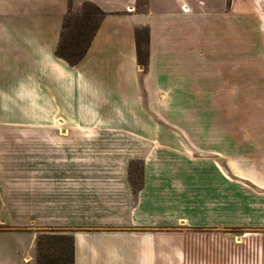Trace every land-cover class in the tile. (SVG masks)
Masks as SVG:
<instances>
[{
    "label": "crops",
    "instance_id": "1",
    "mask_svg": "<svg viewBox=\"0 0 264 264\" xmlns=\"http://www.w3.org/2000/svg\"><path fill=\"white\" fill-rule=\"evenodd\" d=\"M86 1L106 14L72 66L57 54L69 0H0V264H36L51 227L74 236L75 264H262L264 229L228 227L264 226V194L205 154L224 134L202 116L195 0Z\"/></svg>",
    "mask_w": 264,
    "mask_h": 264
},
{
    "label": "rangeland",
    "instance_id": "2",
    "mask_svg": "<svg viewBox=\"0 0 264 264\" xmlns=\"http://www.w3.org/2000/svg\"><path fill=\"white\" fill-rule=\"evenodd\" d=\"M89 2L77 7L75 0H69L71 13L64 30L67 41L76 35L78 17L85 10L96 12L92 5L85 9ZM194 3L191 15L185 19L195 17L201 22L202 116L218 118V132L223 130L224 134L218 141L219 148L205 154L216 157L218 164L230 165L242 187L264 194V0H195ZM132 9L170 13L180 9V2L137 0ZM99 18L96 13L88 21L90 30ZM131 165L132 180L138 185L141 163L133 161ZM228 229L237 241L242 231L261 230L264 226L234 225ZM46 233L71 234L68 229L51 227L41 230L38 238ZM258 246L264 250V237ZM261 262L264 264V258Z\"/></svg>",
    "mask_w": 264,
    "mask_h": 264
},
{
    "label": "trees",
    "instance_id": "3",
    "mask_svg": "<svg viewBox=\"0 0 264 264\" xmlns=\"http://www.w3.org/2000/svg\"><path fill=\"white\" fill-rule=\"evenodd\" d=\"M90 5L94 6L96 12L85 10L82 16L78 17V22L75 26L76 35H74L70 41L64 39V30L71 13L70 10L64 20L57 54L72 66L79 64L86 56L100 22L106 14L98 5L91 2L85 4V9ZM96 13L100 15L99 22L90 30L91 27L88 21H90ZM137 40L139 64L146 70L148 68L149 60L148 27L137 31ZM134 185L135 187H139L140 183ZM36 250V264H75V239L71 234H42L37 239Z\"/></svg>",
    "mask_w": 264,
    "mask_h": 264
},
{
    "label": "built area",
    "instance_id": "4",
    "mask_svg": "<svg viewBox=\"0 0 264 264\" xmlns=\"http://www.w3.org/2000/svg\"><path fill=\"white\" fill-rule=\"evenodd\" d=\"M183 10L186 11V9L183 7Z\"/></svg>",
    "mask_w": 264,
    "mask_h": 264
}]
</instances>
